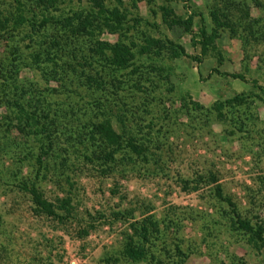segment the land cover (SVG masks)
Segmentation results:
<instances>
[{
    "label": "rangeland",
    "instance_id": "1",
    "mask_svg": "<svg viewBox=\"0 0 264 264\" xmlns=\"http://www.w3.org/2000/svg\"><path fill=\"white\" fill-rule=\"evenodd\" d=\"M83 1L65 0L58 8L68 12ZM237 1L246 5L248 20L235 22L234 32L217 29L201 52L197 32L203 25L211 33L212 0H138L134 5L122 0L130 26L124 42L169 39L185 55L172 59L163 52L158 58L135 59L142 72L140 89L123 84L118 96L130 109L126 124L146 146V156L120 155L106 173L82 155L88 142L78 135L90 115L84 92H70V85L62 90L44 82L34 68H20L19 80L35 83L52 110L56 142L67 146L63 171L47 175L39 187L49 200L67 196L70 209L57 211L61 218L36 213L28 195L1 177L0 264H264V244L250 242L231 227L229 207L210 181L212 176L241 217L264 226V0ZM162 5L177 16L191 15L194 35L168 27ZM26 30L0 40V52L21 46V59L29 62L36 43L24 37ZM100 38L113 42L117 35L103 32ZM147 64L166 68L152 70ZM228 73L255 79L262 90ZM120 78L127 82L125 75ZM143 216L156 228L143 243L145 259L131 261L122 254L123 244L127 236L137 240L129 223Z\"/></svg>",
    "mask_w": 264,
    "mask_h": 264
},
{
    "label": "trees",
    "instance_id": "2",
    "mask_svg": "<svg viewBox=\"0 0 264 264\" xmlns=\"http://www.w3.org/2000/svg\"><path fill=\"white\" fill-rule=\"evenodd\" d=\"M135 1L138 0H132V5ZM212 1L208 7L213 26L211 33L207 34L203 25L197 32L201 52L205 51V45L212 37H217V29L227 27L234 32L235 22L249 18L245 4L235 0ZM60 3H65V0H11L6 6L0 4V40H9L20 28H27L24 37L36 43L28 52L29 62L21 59V46H5L0 52V178L7 177L18 190L25 192L36 213L56 218H61L57 211L69 212V198L49 200L43 196L39 184L63 171L67 146L61 147L56 142V121L49 113L52 110L35 83L26 84L19 80L20 68L23 65L34 68L40 72L44 82H55L62 90L70 89V85L73 90L68 91L79 92L80 89L84 92L87 98L84 108L89 110L90 115L84 124V131L78 135L88 142L82 155L106 173L113 169L120 155L146 156V146L132 135L126 124L124 115L130 109L118 96L123 84L129 85L133 91L140 89L142 72L135 59L142 55L150 59L158 58L163 52L172 59L185 55L183 47L169 39L161 41L146 37L141 45L131 39L124 42L130 26L127 25L122 0H84L81 6L70 8L68 12L58 8ZM159 10L168 27L177 25L191 37L194 35L191 15L177 16L165 5ZM250 23L245 22L248 31ZM103 32L116 34V40L108 42L101 39ZM33 36L38 40H34ZM241 38L245 39L244 36ZM5 49H8L7 53ZM145 68L164 71L166 67L149 64ZM124 75L127 82L120 78ZM227 75L243 82L251 81L253 86L262 90L255 79L245 78L241 73ZM48 90L55 91L54 88ZM219 108L220 105L216 107L217 115L221 118ZM4 159L9 164H5ZM210 181L215 183L214 194L229 207L231 227L247 234L250 242L263 245L264 226L261 222L252 223L250 219L241 217L231 199L222 195L212 176ZM119 215V212L114 213L115 218ZM129 228L137 240L127 236L122 254L131 261L143 260L146 255L143 243L156 225L149 216H143L132 220Z\"/></svg>",
    "mask_w": 264,
    "mask_h": 264
}]
</instances>
